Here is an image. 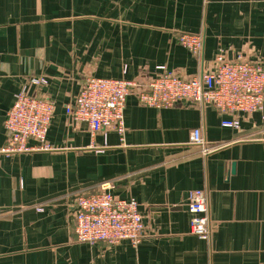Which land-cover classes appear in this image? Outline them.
<instances>
[{
  "label": "crops",
  "instance_id": "crops-1",
  "mask_svg": "<svg viewBox=\"0 0 264 264\" xmlns=\"http://www.w3.org/2000/svg\"><path fill=\"white\" fill-rule=\"evenodd\" d=\"M181 33L202 37L199 55ZM218 53L264 62V0H0V150L21 88L53 104L51 150L0 153V264H264V106L233 130L212 106L156 109L134 90L124 133L94 136L65 113L89 76L146 85L164 66L192 78ZM41 77L45 87L30 84ZM197 129L208 153L190 143ZM103 187L138 202L137 246L76 241L74 202ZM194 190L207 198V240L189 232Z\"/></svg>",
  "mask_w": 264,
  "mask_h": 264
},
{
  "label": "built area",
  "instance_id": "built-area-1",
  "mask_svg": "<svg viewBox=\"0 0 264 264\" xmlns=\"http://www.w3.org/2000/svg\"><path fill=\"white\" fill-rule=\"evenodd\" d=\"M176 40L192 55L201 53L203 40L199 34L181 33ZM157 69L159 74L146 85L123 78L89 76L72 103L65 107V113L74 122L86 123L94 136L105 129L120 135L124 133L125 102L134 90L140 105L156 109L185 102L212 106L224 117L220 126L233 130H239L240 116H249L263 109L264 62L261 60L231 61L218 53L212 69L192 78H183L164 66ZM47 83L42 77L30 80L36 88H43ZM52 115L50 101L30 96L25 88H21L6 113L7 139L0 153L10 156L51 150L46 135ZM190 143L204 153L210 151L199 129L191 132ZM186 207L190 234L207 240L210 222L205 192H189ZM73 219L75 239L79 243L117 245L129 242L135 247L146 236L138 202L133 198H117L104 187L76 198Z\"/></svg>",
  "mask_w": 264,
  "mask_h": 264
}]
</instances>
